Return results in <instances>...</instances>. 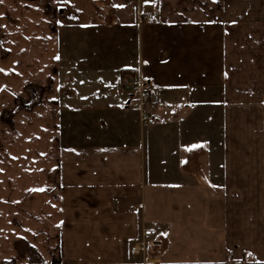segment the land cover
<instances>
[{"label":"crops","instance_id":"obj_1","mask_svg":"<svg viewBox=\"0 0 264 264\" xmlns=\"http://www.w3.org/2000/svg\"><path fill=\"white\" fill-rule=\"evenodd\" d=\"M0 69V264H264V0H2Z\"/></svg>","mask_w":264,"mask_h":264},{"label":"built area","instance_id":"obj_2","mask_svg":"<svg viewBox=\"0 0 264 264\" xmlns=\"http://www.w3.org/2000/svg\"><path fill=\"white\" fill-rule=\"evenodd\" d=\"M144 19L154 20V18H149L147 16L143 17ZM122 85L127 90H132V87H134L135 91L133 92L136 95L138 108H139V115H140V121L142 123L151 125L154 123L153 117H152V111L156 108L158 103V98L156 97L153 92L146 89L144 87L143 82H133L130 80H124L122 82ZM151 234V233H149ZM144 250V243L141 242L139 244H135L132 246L131 252L134 255H139Z\"/></svg>","mask_w":264,"mask_h":264},{"label":"snow or ice","instance_id":"obj_3","mask_svg":"<svg viewBox=\"0 0 264 264\" xmlns=\"http://www.w3.org/2000/svg\"><path fill=\"white\" fill-rule=\"evenodd\" d=\"M0 2H2V0H0ZM146 2H148V0H146ZM59 57H57V59H58ZM4 71H6L5 69H0V72H4ZM0 171H2V170H0Z\"/></svg>","mask_w":264,"mask_h":264}]
</instances>
